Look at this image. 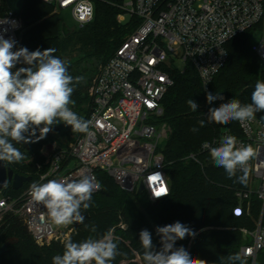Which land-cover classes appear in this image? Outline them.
Masks as SVG:
<instances>
[{"label": "trees", "instance_id": "16d2710c", "mask_svg": "<svg viewBox=\"0 0 264 264\" xmlns=\"http://www.w3.org/2000/svg\"><path fill=\"white\" fill-rule=\"evenodd\" d=\"M5 4V0H0ZM125 0H94V19L84 26L74 27L65 34L61 16L54 12V6L42 0H24L21 16L26 26V48L31 52L55 49L54 55L65 61L69 74L84 79L74 85L70 105L80 117L88 120L92 111V100L88 94L89 86L97 67L105 63L126 38L137 27L138 20L131 18L127 23L118 22V14L123 12ZM28 23V21H30ZM253 32L248 30L232 38L227 43L229 57L225 66L214 76L209 90L203 88L198 72L191 63L185 70L172 72L173 85L162 100L161 122L172 127L169 139L164 143V153L171 178L170 195L157 204L149 198L146 191L129 193L123 190L114 179L102 170L97 171L101 190L93 194L87 209L81 208L85 219L76 225L69 240L82 242L91 237L98 239L110 232L117 243L119 254L111 264H145L139 242V233L147 229L152 233L155 250L159 251L160 237L157 226H165L179 221L195 230V237L177 240L175 247L183 246L193 258L203 259L207 264H232L230 255L240 254L241 260L235 264H251L252 259L242 254V247L250 244L241 231L243 225L255 229L261 202L256 195L251 196V220L248 213L235 216L232 208L239 202L236 192L251 186L250 174L246 184L237 182L236 176L228 178L222 167H217L207 154L200 151L204 141L211 139L223 128H230L240 135L238 121L227 124L208 122L209 108L221 102L238 99L241 104L251 103V94L256 82L264 81V64L252 49ZM27 67L19 63L13 69ZM220 93L225 99L207 103L206 95ZM193 99L198 104L193 111L187 101ZM204 109L200 110V106ZM264 118V111L256 113ZM205 121L203 127L199 122ZM193 127L199 129L191 131ZM83 133L72 132L71 126L63 122L54 125L44 139L33 143L15 144L24 154V160L16 163L6 162L15 172L37 177L36 163L43 160L41 149L45 144L57 141L61 144L73 142ZM39 136V130L36 133ZM35 140L36 138L33 137ZM195 154L198 160L190 155ZM29 162H25L31 158ZM204 163H201L200 161ZM30 182L25 183L24 188ZM11 185L5 192L17 195ZM246 223V224H245ZM125 224L123 228L121 225ZM87 225V227H86ZM95 226L96 231H91ZM9 238L18 241L9 246L3 254L2 264H52L55 255H62L65 242L53 241L48 245L37 244L28 232L23 220L12 213L0 221V248ZM68 241V240H67Z\"/></svg>", "mask_w": 264, "mask_h": 264}, {"label": "built area", "instance_id": "2783aa9c", "mask_svg": "<svg viewBox=\"0 0 264 264\" xmlns=\"http://www.w3.org/2000/svg\"><path fill=\"white\" fill-rule=\"evenodd\" d=\"M42 1L58 12L70 10L79 27L95 16L94 0ZM122 8L118 21L136 18L137 27L102 65L91 85L88 133L69 144L53 141L43 160L36 163V179L19 194L0 189V221L8 213L20 217L39 245L69 240L79 223H52L44 206L29 194L33 183L87 174L99 184L95 194L102 188L97 176L102 170L129 193L138 192L143 183L152 201L164 199L171 192L163 150L169 130L159 119L162 100L174 82L172 72L183 71L191 63L208 91L228 60L227 43L248 30L253 32L252 49L264 64V0H125ZM24 26L21 14L10 9L6 0L5 4L0 1V35L17 42ZM238 126L240 135L223 128L204 141L200 151L212 160L205 143L219 146L227 135L256 150L257 155L249 161L251 186L236 192L239 202L232 208L233 215L242 216L250 213L253 194L261 202L255 229H241L244 238L252 237V242L242 247V254L256 261L264 252V118L256 115L243 124L238 121ZM190 156L198 160L195 154ZM161 188L165 189L160 194L163 197L155 198Z\"/></svg>", "mask_w": 264, "mask_h": 264}, {"label": "clouds", "instance_id": "9594fccd", "mask_svg": "<svg viewBox=\"0 0 264 264\" xmlns=\"http://www.w3.org/2000/svg\"><path fill=\"white\" fill-rule=\"evenodd\" d=\"M15 44V40L0 35V161L9 163L21 162L25 158L15 144L44 139L58 123L63 122L71 126L72 132L79 133H88L91 124L70 107L74 104L71 99L74 85L84 78L70 75L68 65L53 54L55 49L51 47L31 52L21 47L14 51ZM19 63L27 67L13 71ZM220 98V93L213 95L209 92L206 95L209 104ZM187 103L193 111H197L198 104L193 99ZM261 111H264V81L258 80L251 94V103L241 104L238 99H231L219 107L209 108L206 119L219 124L234 120L243 124L255 119L256 113ZM199 124L203 127L205 121L201 120ZM37 130L39 136L36 135ZM191 131L197 132L199 129L193 127ZM204 147L210 149L214 164L222 167L228 178L235 177L239 170L243 174L236 177L237 182L247 183L249 161L257 155L250 144L242 145L237 137L227 135L221 138L219 146L205 143ZM98 187L95 177L80 174L78 179L33 183L29 194L34 202L44 206L52 223L64 226L84 222L81 208L89 207L88 202ZM153 196L163 197L157 194ZM91 231H96L95 226ZM155 231L160 237L159 251L155 250L149 230L143 229L139 233L145 264H207L203 259L193 258L183 246L175 247L177 240L195 237V230L189 226L176 221L157 226ZM118 254L117 243L108 232L98 239L89 237L78 243L66 241L63 254L53 256L52 264H111ZM228 259L235 264L241 260V256L237 253Z\"/></svg>", "mask_w": 264, "mask_h": 264}, {"label": "water", "instance_id": "95a60500", "mask_svg": "<svg viewBox=\"0 0 264 264\" xmlns=\"http://www.w3.org/2000/svg\"><path fill=\"white\" fill-rule=\"evenodd\" d=\"M6 3L8 7L12 10H14L17 14H21L24 7V0H6ZM28 21V23H30ZM73 28L69 27L66 23H63V31L65 34L72 31ZM33 179L32 175H24L15 172V170L7 165L6 161H0V189H4L11 185V187L14 190H20L25 183L30 182ZM144 184L142 183L138 189V192L144 191ZM159 200L155 201V204H157ZM17 238H9L7 239L2 247L0 248V264H2L3 261V254L6 253L9 250V246L13 243L17 242Z\"/></svg>", "mask_w": 264, "mask_h": 264}, {"label": "rangeland", "instance_id": "374dc122", "mask_svg": "<svg viewBox=\"0 0 264 264\" xmlns=\"http://www.w3.org/2000/svg\"><path fill=\"white\" fill-rule=\"evenodd\" d=\"M54 12L55 13H57V14H59L60 16H61V18H62V20L64 21V23H66L69 27H71V28H74V27H79L78 25H76V23L74 22V20H73V18H72V16H71V13H70V10H63V11H61V12H58L55 8H54ZM123 12H124V10H123ZM123 12H121V13H123ZM119 15V14H118ZM117 18H118V16H117ZM129 21V19L127 18V20H126V22L125 23H127ZM119 22V21H118ZM120 23V22H119ZM122 24H124V23H122ZM26 26H24V29L21 31V33H20V35H19V39H18V41L16 42V44H15V46H14V51L15 50H18L19 48H21V47H26V40H27V36L25 35L26 34ZM104 63H101V64H99L98 65V67H97V70H96V73H95V76H94V78L92 79V82H91V84H90V86H89V89H88V94H89V96H90V89H91V85H92V83L94 82V79H95V77L98 75V73H99V71H100V68L102 67V65H103ZM19 65V64H18ZM180 67H184V66H180ZM264 67V66H263ZM181 69V68H180ZM91 97V96H90ZM221 98L222 99H225L226 97H225V95H221ZM222 103H225V102H221L220 104H222ZM219 104V105H220ZM219 105H217L216 107H219ZM199 109L200 110H202V109H204V106H200L199 107ZM166 124H167V128H168V130H169V132H168V136H167V138L164 140V143L169 139V137H170V135H171V133H172V127H171V125L169 124V123H167V122H165ZM76 141V140H75ZM74 142V141H73ZM69 143H71V142H67L66 144H69ZM50 144L51 143H48V144H45L43 147H42V149H41V154L43 155L46 151H48L49 149H50ZM163 147H164V144H163ZM30 160H32V157L31 158H28V160H26L25 162L27 163V162H29ZM5 217H6V215H4V217H3V219H5ZM252 218H251V215H250V213H248V216H247V221L249 220H251ZM246 224V223H245ZM241 229H248V230H252L250 227H248L247 225H243L242 227H241ZM246 240L247 241H250V242H252V237L250 236V235H247V237H246ZM251 264H253V261L251 262ZM256 264H264V252H260L259 254H258V258H257V261H256Z\"/></svg>", "mask_w": 264, "mask_h": 264}, {"label": "snow or ice", "instance_id": "6c2138e0", "mask_svg": "<svg viewBox=\"0 0 264 264\" xmlns=\"http://www.w3.org/2000/svg\"><path fill=\"white\" fill-rule=\"evenodd\" d=\"M152 179L155 180V179H157V178H156V177H153ZM164 191H165V189L161 188L160 191L157 192L156 194H157V195H160V194H161L162 192H164Z\"/></svg>", "mask_w": 264, "mask_h": 264}, {"label": "crops", "instance_id": "0c3cea01", "mask_svg": "<svg viewBox=\"0 0 264 264\" xmlns=\"http://www.w3.org/2000/svg\"><path fill=\"white\" fill-rule=\"evenodd\" d=\"M257 261V260H256ZM256 261L255 260H253V264H256Z\"/></svg>", "mask_w": 264, "mask_h": 264}]
</instances>
